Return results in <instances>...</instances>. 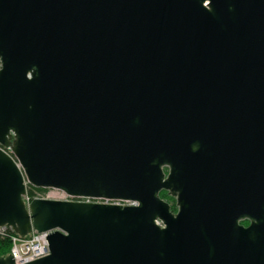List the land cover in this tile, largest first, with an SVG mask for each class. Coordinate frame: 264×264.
Listing matches in <instances>:
<instances>
[{
	"label": "water",
	"instance_id": "95a60500",
	"mask_svg": "<svg viewBox=\"0 0 264 264\" xmlns=\"http://www.w3.org/2000/svg\"><path fill=\"white\" fill-rule=\"evenodd\" d=\"M0 146L27 264H264V0H0Z\"/></svg>",
	"mask_w": 264,
	"mask_h": 264
},
{
	"label": "built area",
	"instance_id": "2783aa9c",
	"mask_svg": "<svg viewBox=\"0 0 264 264\" xmlns=\"http://www.w3.org/2000/svg\"><path fill=\"white\" fill-rule=\"evenodd\" d=\"M7 154L12 156L11 153L2 148ZM27 192L23 196V201L27 208L30 207L32 201L36 199L52 200V201H68V202H87V203H100V204H119L128 205L129 203H113L105 200H91V199H76L65 192L56 189H32L33 193L30 194L31 186L27 184ZM130 205H136L131 204ZM11 234V251L10 254L14 257L16 264H27L38 259L44 258L50 254L49 242L47 240L48 234H39L38 232H32L31 234L22 237L14 231L11 227L0 228V236Z\"/></svg>",
	"mask_w": 264,
	"mask_h": 264
},
{
	"label": "flooded vegetation",
	"instance_id": "af4514ba",
	"mask_svg": "<svg viewBox=\"0 0 264 264\" xmlns=\"http://www.w3.org/2000/svg\"><path fill=\"white\" fill-rule=\"evenodd\" d=\"M163 171H164L165 177L167 178L170 172L169 168L164 167ZM160 197L171 206V211L174 214L178 213L179 207L177 203V197L173 196V194L169 190H162L160 193ZM251 223L252 222L248 219L240 221V225L245 228H248L251 225Z\"/></svg>",
	"mask_w": 264,
	"mask_h": 264
},
{
	"label": "trees",
	"instance_id": "16d2710c",
	"mask_svg": "<svg viewBox=\"0 0 264 264\" xmlns=\"http://www.w3.org/2000/svg\"><path fill=\"white\" fill-rule=\"evenodd\" d=\"M32 189H36L31 186L30 194L33 193ZM37 190V189H36ZM43 190V189H38ZM11 234H6L5 236H0V256L7 257L10 254L11 251V240H10Z\"/></svg>",
	"mask_w": 264,
	"mask_h": 264
},
{
	"label": "rangeland",
	"instance_id": "374dc122",
	"mask_svg": "<svg viewBox=\"0 0 264 264\" xmlns=\"http://www.w3.org/2000/svg\"><path fill=\"white\" fill-rule=\"evenodd\" d=\"M1 148H4L6 151H8L9 153L12 154V156L14 157L13 153H12V150L10 148H6V147H2L0 146ZM0 257H4V256H0Z\"/></svg>",
	"mask_w": 264,
	"mask_h": 264
}]
</instances>
